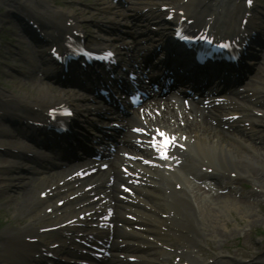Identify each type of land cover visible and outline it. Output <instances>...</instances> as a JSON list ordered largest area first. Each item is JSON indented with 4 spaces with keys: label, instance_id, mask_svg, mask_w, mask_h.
Wrapping results in <instances>:
<instances>
[{
    "label": "bare ground",
    "instance_id": "6f19581e",
    "mask_svg": "<svg viewBox=\"0 0 264 264\" xmlns=\"http://www.w3.org/2000/svg\"><path fill=\"white\" fill-rule=\"evenodd\" d=\"M12 1L13 3H19V1L26 3L30 13L43 23L46 34L55 40H60L62 34L64 36V33L72 27L75 28L77 23L86 20L82 15H78L75 12L54 9L49 1L43 0L42 3L44 5L42 6L39 4L37 5L35 0H9V2ZM224 1L229 7L225 12L228 16L227 18L222 19L220 13L216 11L219 0H199V3H209L200 9V12L196 17L205 23H209L211 29L218 31L220 30L217 24L218 22H228L232 18L235 19L241 16L240 19H242L249 11L245 7V2L243 3V6L241 5V0H231L232 5L228 4L227 0ZM107 7L110 8V6ZM108 11L112 12L111 9H108ZM120 15L126 17L129 16V13H121ZM152 20L148 19L145 22L148 25H152L154 24V21H157L154 19ZM69 22H72L71 25H69ZM20 32L30 33V30L27 26H22ZM160 33L161 32L157 34L160 37L155 41H158L159 44H163V42L167 43L166 41L168 40H165ZM169 37L171 38V36ZM122 38L123 37L121 36L119 40H124ZM116 44L118 47L126 46L124 43L119 45L118 42H116ZM249 49L250 42L245 40L240 50L243 53L248 52ZM162 54L166 59V63L170 61L175 62L177 68L183 69V65L181 64L185 63L184 54L174 55L167 51ZM239 65L242 64L239 63ZM53 68L54 67L50 69L53 70ZM256 68H260V71H262L261 65ZM50 69L47 71L48 74L51 73ZM102 69L107 68L102 67ZM78 71H81V73H78L75 81L68 82L69 85L63 82V79L61 78H59L60 82H57L55 85L47 84L40 81L34 72H29L27 78L28 82L36 89L31 87V91L29 90L28 93H26L27 91L24 92V90H26V88H24L25 85L28 87L30 86L29 83L24 86L22 83H19L20 86L18 85V87L21 89L18 92L15 90L6 91L0 89V111L2 112V117H0V142L1 145L8 147L6 149L10 151L7 152L8 155H6L7 157L1 164L3 168L0 170V192L11 196L12 193H10V187L13 185L11 182H15L16 187L21 186L20 189L26 188V198L21 204L14 206L11 201L8 203L10 206H13L12 208L16 217L23 218L26 215L28 216V214L30 215L28 217L30 220L28 223L29 225L23 227H11L0 234V243L2 244V247L0 248V264H14L17 259H24V262H27L28 264H35L37 260L36 256L38 253L44 252L43 248L51 251L57 248L53 251L56 253H60L62 250L66 249L63 246L59 249L58 247H52L51 249L46 242L32 241V238L40 236L44 231L38 227V223L42 221L44 217L49 216L42 209H47L48 207H57L56 210L62 209L54 200V195H50L48 199L41 197L42 192L47 189H51V191L54 190L53 192L55 196L60 193L64 195L63 199L66 200V204L63 206V209L64 211L69 212V214L89 213L96 208L105 209L106 206H108L109 208H115L112 209V211L115 210L117 218L126 220V222L130 220V216H137L136 220L134 219L130 221V226H128L130 229H128V227L124 229V226L119 227L124 236L130 237L136 227H145V230L150 229L149 220L143 216L154 212L157 213L156 207L150 201L151 196H157L154 193V190L157 187H160L165 191V197L158 196L155 202L164 199L168 203L170 219L172 220L170 230L172 236L175 237V243L171 242V246L173 244L176 246L173 250L174 253L176 252L178 255L180 254L191 259L196 264H230L232 261H237L236 259H230L221 254L219 258L216 259L215 263L206 262L198 259L197 251L189 249L186 246L187 241H190L194 236V231L197 226L200 228L207 226L210 233L218 238L224 236L228 237L229 231L227 228H225L224 232L219 231L215 227V208L211 207L209 203L201 204L198 197L200 196L199 193H201L202 189L199 188L198 192L190 190L188 181L183 178L178 171L182 167H186V170H189V172L193 174L195 180H206L207 184L208 179H214L212 177H214L213 173L215 172L224 173L227 176H229V173L231 172H236L235 176L232 178L229 177V179L238 176L249 177L258 183L260 189L264 188V170L260 168L264 167V135H255L253 132H248L243 126H239L243 127L240 128L242 131L239 130L243 136L235 135L222 127L221 122L227 123V121H229L228 118L219 119L220 115H216L210 111L205 113L199 105H194L191 111H187L182 105H180L178 99L173 103H169L172 107L168 106L166 109L167 111L161 110L162 118L165 121L160 120L159 117H157V114L154 116L156 120L154 121L152 115L147 113L145 114L146 117L142 119L140 117L141 112L138 111L133 117L140 123L156 124L155 122L161 121L164 124H167V119L170 125L176 124V129H170L166 125L161 126L175 133L179 142L186 148L184 151L179 150L176 152V160L180 164L177 167H174L173 162L169 161H155L156 166H153L144 165L140 160L130 161L120 157L119 162L126 165L131 171L133 178L138 180V186L134 197L127 196L129 201L127 199L125 203H113L111 202L114 200L112 194L97 191L100 190L101 181L107 183L105 180L107 179L105 173H103L104 177H93L91 182L89 179H86L85 181L77 178L69 179L71 175H74L77 172L76 168L72 167L73 165H71L70 162L66 163V165L62 162L63 166L65 165V168L61 171L51 170L47 167L50 163H56L55 161L57 159L60 160V158L56 156L58 155L57 153H60L61 151L58 147L59 143L52 142L49 139L46 141L47 146L54 151L55 156H52L50 153L45 154L40 150V148H42L40 145L45 141L44 138L74 134L72 137H75L76 139L77 136L82 135L83 133L81 131H84L83 119L76 120L75 118H72L69 124L70 131L56 132L54 127L49 130H44L46 132V137L43 135L44 128L39 126V128H33L28 125V122L26 121L28 118H33L37 111L43 108L69 105L73 110H77L76 115L78 116L87 112L89 115L88 124L91 125L93 123L94 126H100L98 125L100 123V119L98 118L102 116L101 113L109 108V105L107 104L103 105L102 103V105H100L99 102H101V100L94 94L96 91V85L98 82H101L102 76L93 78L92 74L89 78L88 72L90 73V71L86 72L85 69H82L81 67H79ZM66 72L74 74L72 70H67ZM242 72H244V70H242ZM55 73L58 74L59 70ZM221 77L222 74L212 76V78L215 79H221ZM251 86L254 87L244 90V97L253 100L256 99L257 95L258 97L259 94L261 95V89L257 90L255 85ZM54 87H57L58 89H54ZM91 94L96 97L95 100H92L94 97ZM228 104H230L231 107L236 106V104H233L230 101H228ZM261 104L264 107V101ZM237 112L239 111H234L228 114L230 115ZM181 120L186 121L184 126L178 125V122ZM210 120L212 123H215H209ZM8 122L11 123L10 127L13 128L14 131L7 129ZM37 129H40V133H38ZM183 134H186L185 137ZM254 135L256 137H254ZM83 136H85V134H83ZM258 139L262 140L261 144L257 143ZM53 151H51V153ZM145 153H147V151H145ZM47 162L49 164L45 165ZM161 164L165 165L161 168L159 167ZM13 168L16 170L19 169V171H16L17 174H20L18 178H16L15 174L11 173ZM26 168L30 170V175L23 171ZM137 175L138 178H136ZM59 181H64L65 184L56 187ZM34 183L37 184V187L34 186ZM91 183L98 186L96 191L86 190V186ZM223 185L225 187V184ZM55 187L57 189H55ZM209 187H211L210 184L208 185V188ZM205 189L207 191V188ZM167 192L170 194H167ZM257 193V189L251 190L250 192V194L254 196H257ZM71 196H75V198L72 200ZM95 196L101 198L100 201L94 200ZM221 198L222 200H220V203L217 200ZM213 200L214 201L211 203L215 202V207H223L231 204L229 201L230 199H228L226 194H218L213 197ZM235 202V204L244 209L243 211H246L245 220L247 222L252 223L258 220L256 219L257 216L255 212L251 210L253 203L248 197L236 200ZM74 217L76 216H69L68 218L61 219L56 226L46 231L51 232L50 234L59 241H65L66 243H70V245L78 246L75 241L71 240L75 236L78 237V234L82 230L78 229L73 224H68V221ZM91 218H95L93 214H90L87 218L88 220L85 221L89 228L93 223V221L89 220ZM224 222L225 225L229 224L226 220ZM54 243L55 242H53V244ZM121 244L123 245L121 246L120 251L146 250V246L142 248L134 243L121 242ZM151 245L152 242L149 246ZM73 253L76 254L77 252L74 250ZM170 253V251L166 250L164 254L168 256ZM244 253L247 254L248 251L246 250ZM119 264L124 263L121 262Z\"/></svg>",
    "mask_w": 264,
    "mask_h": 264
},
{
    "label": "rangeland",
    "instance_id": "374dc122",
    "mask_svg": "<svg viewBox=\"0 0 264 264\" xmlns=\"http://www.w3.org/2000/svg\"><path fill=\"white\" fill-rule=\"evenodd\" d=\"M42 1L43 0H35V3L42 6L44 5ZM48 1L51 2L50 4L54 9L73 11L87 19L82 25L86 29L87 36L91 40L94 39V36L99 37V34L101 35L97 29L98 24L102 23L109 29L115 28V23H112L109 21L110 19L100 14V8L102 5L98 4V0ZM257 2L261 5L260 10H258L260 11L261 21H264V0H257ZM148 7L149 4L147 3L141 5V8H145L143 11ZM25 10L29 11L28 5L23 3V1L13 3V1L9 2V0H0V89L6 91H20L21 88L18 87V85L20 86L19 83H22L24 86L29 83L27 79L29 72L33 73L34 71L36 73L34 64L38 63V67L42 65V62H39L41 61V56L40 50L35 42L36 38L32 37V34L35 35V33L33 32L30 36L27 33L20 32L22 26L26 25V21L28 20L26 17L27 15L24 16L26 13L24 12ZM47 44V38L43 37V40L40 41V45L44 48ZM258 84L260 86L264 85V83ZM29 85L30 86L28 87L25 85L24 88H26V90H24V92L27 91L26 93H28L29 90L31 91L30 88L32 86L30 83ZM7 129L14 131L11 127H7ZM254 129L255 128H251V131L256 132L257 134L262 133L260 129ZM1 153L0 150V170L3 168L1 164L7 155ZM16 171L18 170L13 168L11 173L15 174L16 178H18L20 174H17ZM11 183L13 184L12 187H10V193H12L11 196L0 192V232L16 225H23L27 220V218L24 217H16L12 208L13 206H10L8 203L11 201L14 206L21 204L26 198V188L20 189L21 186L16 187L15 182ZM248 190L249 188H246L245 193H247ZM251 207V210H253L257 216L256 219H258L252 223L245 220L246 211H243L244 209L242 207L235 206L234 201L231 205L224 207V209H217L216 228L223 232L225 228H227L229 232L228 237L224 236L219 239L216 236L210 237L213 243L218 245V248L216 247L215 250H225V252L229 253L232 251V254L237 258L245 261L251 260V258H248V255H243L242 251L245 250H248L249 255L257 251L260 253L258 257L264 258V202H253ZM55 219H57V217ZM225 220L229 222L228 225H225ZM50 222H52V220ZM1 246L2 245L0 244V248ZM260 258H257L256 260H259Z\"/></svg>",
    "mask_w": 264,
    "mask_h": 264
},
{
    "label": "snow or ice",
    "instance_id": "6c2138e0",
    "mask_svg": "<svg viewBox=\"0 0 264 264\" xmlns=\"http://www.w3.org/2000/svg\"><path fill=\"white\" fill-rule=\"evenodd\" d=\"M252 0H248V3H251ZM210 39V38H208ZM111 55V54H109ZM136 131H143V129H136ZM159 135L163 138L160 143L163 146L162 150H161V154L162 156L166 157L167 156V147L170 146L174 141H175V137L173 136H168L167 133L159 131L158 130Z\"/></svg>",
    "mask_w": 264,
    "mask_h": 264
}]
</instances>
